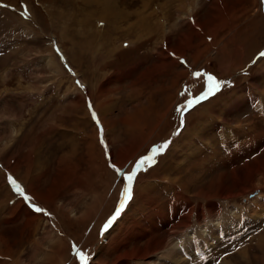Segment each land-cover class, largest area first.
<instances>
[{"label": "rangeland", "instance_id": "rangeland-1", "mask_svg": "<svg viewBox=\"0 0 264 264\" xmlns=\"http://www.w3.org/2000/svg\"><path fill=\"white\" fill-rule=\"evenodd\" d=\"M194 1L0 0V264H264V110L250 109L264 105V0H198L200 16ZM122 9L133 13L112 14ZM185 11L190 27L207 34L190 29L174 40L171 25ZM226 23L236 29L223 62L203 43ZM159 41L186 60L163 67L149 54ZM134 57L144 62L131 74ZM207 71L223 85L188 108L206 92ZM220 96L229 109L208 116L212 153L203 143L208 126L188 117ZM217 115L240 137L225 148ZM129 187L132 198L112 220ZM172 197L198 212L183 211L174 229L166 227ZM181 231L184 254L175 242Z\"/></svg>", "mask_w": 264, "mask_h": 264}, {"label": "crops", "instance_id": "crops-1", "mask_svg": "<svg viewBox=\"0 0 264 264\" xmlns=\"http://www.w3.org/2000/svg\"><path fill=\"white\" fill-rule=\"evenodd\" d=\"M212 0H209V2L208 3H210ZM220 1V0H219ZM219 1H218V4H219ZM241 1H248V0H241ZM205 2H207V1H205ZM194 3L196 4V6H197V8H198V14H199V16H200V13H199V9L202 7V5L201 4H199V1L198 0H196V1H194ZM186 4H188V2H186ZM211 8H210V10H207L208 12L206 13V14H209V15H211L210 14V12H214V10L215 9H217V7H214V6H210ZM176 8H178L179 9V7L177 6ZM202 9V8H201ZM260 9H261V7H260ZM181 10V9H180ZM246 12H249V11H246ZM246 12H243V13H246ZM170 14V13H169ZM184 15H182V17H181V19L179 20H177V21H175V22H173V23H175L174 25H171L172 26V28H174V32H176V36H173V38H174V40H177V39H180L181 38V36L183 35V34H185V35H188V34H190V32H189V30L191 29V30H193V29H195V30H197V31H200V33H202V34H207L202 28H201V26H195L193 29L190 27V22H189V19H188V17H189V13H186V11L183 13ZM186 17H187V23H185V27H188V30H186V31H184L185 30V27H183L184 26V20L183 19H186ZM216 17V16H215ZM168 18V21H167V25H169V16L167 17ZM200 18V17H199ZM236 18L235 17H233V19H230V21H233V20H235ZM190 20H191V22L192 23H194V18H193V16H191L190 17ZM230 21L228 22V23H230ZM204 24H205V21L203 22ZM172 24V23H171ZM209 25V24H208ZM208 25L207 24H205V27L207 28L208 27ZM224 24H221V25H219L218 27H214L213 29H211V32H212V35H207V36H210V37H208V39H207V41L205 42V43H203V45L204 46H207V48H210V46L212 45L214 48V50H216L215 52H217L218 54H216V57L215 58H217L218 60H220V61H227L225 58H226V56L227 55H229V54H231V51H230V48H228L227 46H228V42L229 41H233L232 40V38L230 39L229 37H231L233 34H234V31L233 30H235L236 28H233V29H227V28H225L226 27V25H227V23L223 26ZM176 26H178V27H183L184 29H183V31H184V33L183 32H178L179 30H177L175 27ZM215 30H217V31H215ZM182 34V35H181ZM199 34V33H198ZM173 38H172V40H171V42L173 41ZM229 38V40H227ZM155 40H157V39H155ZM200 42H202V41H200ZM208 42H210L211 44H207ZM160 41H159V44H158V46H159V48H158V46H156V48H158V49H155V51H149V54H152V55H156V56H160L161 58H162V60H160V62H161V65H162V63H166V64H164V65H162L163 67L164 66H166L167 65V63L168 62H170V61H175V59H178V57H181V56H175V54H173V53H171V51H169L168 49H165V50H162L161 48H160ZM153 44H154V42H153ZM165 45V44H164ZM180 46H181V48H182V50H184V44H180ZM153 47V46H152ZM213 49H210V50H212L213 51ZM156 50H157V52H156ZM206 50V48H203V51H205ZM202 51V52H203ZM141 53V52H140ZM149 54H147V55H149ZM166 54L168 55V56H166ZM221 55V56H220ZM136 57V56H135ZM134 57V59L135 60H137L136 58ZM231 59V58H230ZM181 60H186V58L185 57H181ZM144 62V60H137V62L135 63V67H134V65H131L130 66V68L132 69V72H131V74L133 73V72H135L137 69H136V67L139 65V63H143ZM154 62V61H153ZM160 62H158V64L156 65V66H158V65H160ZM156 63V62H155ZM154 63V64H155ZM153 64V65H154ZM178 66H182V64L181 65H178ZM229 66H230V64H229ZM183 68H185V67H183ZM190 67H188V69H189ZM181 69V68H180ZM189 70H192V68H190ZM121 73V72H123V71H115V72H113L112 74H111V76L110 77H112L114 74L116 75V73ZM191 72V71H190ZM206 73H211V71H207V72H204L203 74L205 75ZM131 74H130V76H129V78L131 77ZM137 76H138V74H137ZM190 76V75H189ZM110 77L108 78V80L110 79ZM178 77H180V75L178 76ZM230 80L232 79L231 77H228ZM133 79V78H132ZM115 82V81H114ZM103 83V82H102ZM109 84V83H108ZM106 86H107V84H106ZM181 87H182V85H181ZM242 88V87H241ZM116 89H118V88H116ZM139 89V88H138ZM138 89H135V91L137 92V90ZM182 89V88H181ZM231 89V88H230ZM121 90H123L122 88H121ZM109 92H112V89H106V92L104 93V94H108V96H110L111 95V93H110V95H109ZM124 92H125V90H124ZM226 94L228 93L227 91L225 92ZM235 93H237V91H235ZM217 96V95H216ZM215 96V97H216ZM222 96V95H221ZM220 96V97H221ZM125 97V100L127 101V98H126V96H124ZM218 97L217 98V100H215L214 101V103H207V104H201V107H199L198 108V111L197 112H195V114L193 113L190 117H188L189 119H191L192 118V116L193 115H197V116H199L200 118L198 119V121L199 120H203V122H202V124H203V126H208L206 129H207V132L205 133V140H204V143H206V141L208 140V144L210 145L212 142H213V140H211L212 139V137H211V135L213 134L212 132V130H213V127H212V123L210 122V120L208 119V116H211V115H214V113H217V110H225L226 111V109H229V107L227 106L228 104H227V102H226V100H224V98H227L226 96H223V97ZM214 98V97H213ZM108 100V99H107ZM168 99H167V97H166V101H167ZM177 100L179 101L180 99H178L177 98ZM210 100V99H209ZM208 100V101H209ZM218 100H220L221 102H218ZM177 101V102H178ZM206 103V102H205ZM109 107H111V104H109V106L106 108V109H104L103 108V111L104 112H106L107 113V110H109ZM213 107H215L216 109H214ZM233 107V106H232ZM87 108V107H86ZM168 108V107H167ZM170 108H171V106L168 108L169 110H170ZM141 109V108H140ZM195 109H197V108H194L193 110H191L190 112H193ZM200 109V110H199ZM103 112V113H104ZM189 112V113H190ZM144 113V112H143ZM188 113V114H189ZM140 114V113H139ZM145 114V113H144ZM147 115V114H146ZM145 115V116H146ZM136 116H137V114H136ZM144 116V115H143ZM218 116V119L220 120V122H221V124H218V123H214V128H223L224 129V131L226 132V134H231V132L229 131V130H227L226 131V129H227V127H229V126H231V128H232V123H229V122H227L226 121V123L225 122H223L222 120H223V118L221 117V116H219V115H217ZM147 118V117H146ZM146 118H145V123L146 124H151V123H149V122H147L146 121ZM82 121V120H81ZM198 121L196 122V124L198 123ZM88 123V122H87ZM189 123V122H188ZM196 124H195V126H196ZM119 125H121V126H123V127H127L123 122L121 123V122H119ZM138 125V124H137ZM194 126V127H195ZM193 127V128H194ZM96 128H97V130L99 131V126H96ZM172 129V128H171ZM171 129H170V131H171ZM125 131H126V128H125ZM244 129L242 128V132H243V134H244ZM137 132H139L141 135L145 132L144 131V129H140V130H138ZM214 132H215V129H214ZM145 134V133H144ZM219 134H220V131H219ZM85 139H86V141L87 142H94V140H93V138H92V136L91 135H89V134H87V133H85ZM157 142V141H156ZM51 143V142H50ZM99 143H100V141H99ZM213 144V143H212ZM52 145V144H51ZM100 145H101V143H100ZM214 145V144H213ZM196 152H198V151H196ZM172 152H170V153H168V154H171ZM199 153H201V152H199ZM168 154H167V156H168ZM185 155H190V152H184L183 150L181 151V153H180V157L181 156H185ZM166 156V157H167ZM179 157V158H180ZM158 170V169H157ZM152 172H154V171H152ZM152 172H150V173H152ZM164 180V179H163ZM148 185H150V186H153V189H155V183H154V179H152V181L150 182V183H148ZM15 196V195H14ZM5 197H7L6 196V194H5ZM36 199V198H35ZM9 200L10 199H7L6 198V202L8 203L9 202ZM137 200H138V195H137ZM137 200L135 201V202H137ZM4 201V200H3ZM5 201L4 202H2L1 203V207H4V206H7V203H6ZM135 202L132 204V205H135ZM9 204V203H8ZM131 205V206H132ZM131 206H130V208H131ZM15 207V208H14ZM20 208L22 209V206H21V203H20ZM11 209H12V211L13 212H15V209H17V210H19V206L18 205H16V204H14V206H11ZM17 214V213H16ZM21 217H22V215H21ZM123 219H124V217H123ZM123 219L121 220V224H118V225H122L124 222H123ZM123 222V223H122ZM116 228H118V226L116 227ZM115 230V229H114ZM113 232V231H112ZM45 234H46V237H48L49 238V236L51 237L52 235H51V233L49 232V231H46V232H44ZM123 243L122 244H124V243H126V241L124 242V240H121ZM59 243H61V242H59ZM56 246H57V243L55 244ZM1 246V245H0ZM120 248V247H119ZM43 247L42 246H40V247H36V251L38 250L39 252H42L43 251ZM118 249V248H117ZM49 253H51V250H50V248H48L47 249V254H49Z\"/></svg>", "mask_w": 264, "mask_h": 264}, {"label": "snow or ice", "instance_id": "snow-or-ice-1", "mask_svg": "<svg viewBox=\"0 0 264 264\" xmlns=\"http://www.w3.org/2000/svg\"><path fill=\"white\" fill-rule=\"evenodd\" d=\"M261 57H264V52H261L260 53ZM195 75H199V73H196ZM210 80L213 79V78H209ZM220 89V83L219 82H214L211 87H210V90H209V95L211 94H214L215 91H218ZM203 98H206V97H203ZM166 147V145H165ZM139 163H143V160L140 161ZM128 180L131 181L132 180V176L129 175L128 176ZM132 198V194H131V188L129 187V189L126 190L125 192V195H124V199L123 201L121 202L120 204V207L117 209V212L115 213V215L111 218L112 220H115L117 216L120 215V212L123 210L125 204ZM37 211H43L42 209H37ZM109 223H111V220L109 221ZM107 227V225H106ZM80 259L81 260H84V261H87V257L84 256L83 253H80Z\"/></svg>", "mask_w": 264, "mask_h": 264}, {"label": "bare ground", "instance_id": "bare-ground-1", "mask_svg": "<svg viewBox=\"0 0 264 264\" xmlns=\"http://www.w3.org/2000/svg\"><path fill=\"white\" fill-rule=\"evenodd\" d=\"M7 1V0H6ZM144 8V7H143ZM53 12V11H52ZM137 12V10L135 11V13ZM142 12V11H141ZM50 13H51V11H50ZM54 13V12H53ZM133 12H131V11H129V10H126V9H122L119 13L118 12H113L112 14H115L114 16L115 17H119L120 15H122V14H128V15H130V14H132ZM131 16V15H130ZM143 17V16H142ZM119 19V18H118ZM94 28V27H93ZM93 28H91V29H93ZM88 29V28H87ZM91 29H90V31H91ZM89 30V29H88ZM93 30H95V28L93 29ZM84 32V31H83ZM93 32V31H92ZM91 32V33H92ZM95 33H97V32H95ZM101 34V33H100ZM95 35V34H94ZM97 35V34H96ZM98 36V35H97ZM94 37V36H93ZM92 38V37H91ZM90 38V39H91ZM100 39V38H99ZM95 40V39H94ZM96 40H98V37H97V39ZM84 42H86V41H84ZM78 43V42H77ZM79 45V44H78ZM83 46V45H82ZM83 48V47H82ZM102 56H103V54H102ZM100 96V95H99ZM104 96V95H103ZM101 97V96H100ZM100 97H99V99H100ZM172 100V99H171ZM261 104H264V102H261ZM101 105V104H100ZM105 117V116H104ZM109 131V130H108ZM169 168V167H168ZM170 170V169H169ZM171 171V170H170ZM169 172V171H168ZM245 252V251H244Z\"/></svg>", "mask_w": 264, "mask_h": 264}]
</instances>
